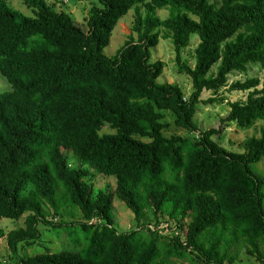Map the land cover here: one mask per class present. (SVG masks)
<instances>
[{
	"label": "trees",
	"instance_id": "1",
	"mask_svg": "<svg viewBox=\"0 0 264 264\" xmlns=\"http://www.w3.org/2000/svg\"><path fill=\"white\" fill-rule=\"evenodd\" d=\"M23 2L32 13L0 0V74L10 85L0 91V218L26 212L23 226H0L16 257L5 264H203L192 253L230 264L241 245L264 263V174L251 167L264 156V81H231L248 92L230 101L218 126L195 120L204 89L211 102L230 71L264 67V0H88L86 28L53 2ZM130 8L136 37L108 55L104 46ZM160 29L177 70L191 77L188 98L177 82L156 80L164 61L151 60L150 47ZM192 32L199 40L190 65L181 52ZM162 109L196 134H165ZM258 119L259 134L245 137L243 150L217 140L230 121L244 128ZM69 151L80 162L70 163ZM95 171L114 174V188L96 186ZM114 197L135 226H114ZM62 203L80 209L87 241L19 255V242L39 237V220L64 224L47 216Z\"/></svg>",
	"mask_w": 264,
	"mask_h": 264
},
{
	"label": "rangeland",
	"instance_id": "2",
	"mask_svg": "<svg viewBox=\"0 0 264 264\" xmlns=\"http://www.w3.org/2000/svg\"><path fill=\"white\" fill-rule=\"evenodd\" d=\"M53 2L55 6L59 9H66L72 14L75 21L86 28V16L89 7L88 0H48ZM8 2L14 7L22 10L25 13H32L31 7H28L23 0H8ZM142 11H145L144 7H141ZM158 15L164 17L168 14V9L166 7L156 8L155 11ZM134 18V9L130 8L126 13H124L117 20L114 25L110 39L107 45L104 46V52L108 55H112L116 52L117 48L127 39L128 34L132 33L136 37V33L132 30L131 25ZM160 37L158 42L150 47L151 60L160 58L164 61L163 69L157 76L156 80L158 82L170 81L177 82L183 91V94L188 98L191 90V77L189 74L183 71H178L175 65V50L170 37H163V29L159 30ZM199 40V36L196 32L190 34L189 44L182 49V57H184L190 65L194 64V48ZM216 64H213L212 68L215 69ZM248 76H257L261 82L264 81V67L260 66L258 63H252L248 66L246 71L233 70L228 73L227 84L222 86L214 95L217 99L211 102H204L203 100L210 95H213L212 91L209 89H204L200 98L201 101L198 103L197 112L195 114V120L200 128H208L210 126H218L221 123L220 117L224 116L229 109L230 101L235 99L245 98L248 89H236L230 88L229 83L236 79L243 80ZM261 83L258 84V87ZM10 87L8 81L3 75L0 74V91L6 90ZM164 116L162 120L166 122L164 127V133L169 135L171 133H181V134H196L195 132L188 130L186 128L177 126L173 123V114L169 109H162ZM263 120H256L255 123L250 127L240 128L237 126L235 121H230L228 125L223 129V133L217 138L221 144H223L228 149L243 150V140L245 137L255 134H259V126ZM103 128L110 130L111 128L105 124ZM70 163L76 164L78 158L69 151L67 154ZM252 169L257 172L264 174V156L258 160L251 163ZM115 175H107L100 171H95L93 181L96 186L104 187L106 190L113 189L115 186ZM114 221L113 224L118 230L128 229L135 226L136 221L133 216V212L127 205L117 197H114ZM263 208H264V197H263ZM48 217H54L57 220H62L64 224L51 225L42 220H39L37 227L40 231L39 237L34 240L21 241L18 243L17 253L21 256H26L36 252L48 250H58L62 248L67 249H78L86 241L90 232V228H82L79 225L78 220L82 219L81 211L78 207L72 206L70 204L62 203L60 207L59 215L52 211V208L48 207L47 211ZM26 212L17 218H12L9 216H2L0 218V226L5 232L11 228H17L23 226L24 218ZM67 223V224H66ZM166 225V223H162ZM161 224V225H162ZM137 226V225H136ZM0 243V262L5 264L6 262H14L15 256L12 255L11 249L6 244V236L1 237ZM231 251L236 249V245L230 247ZM192 256L203 264H208L206 261L202 260L199 255L192 253ZM230 264H264L262 261L258 260L253 255L248 254L245 251V246L241 245L237 249V253L232 259Z\"/></svg>",
	"mask_w": 264,
	"mask_h": 264
}]
</instances>
